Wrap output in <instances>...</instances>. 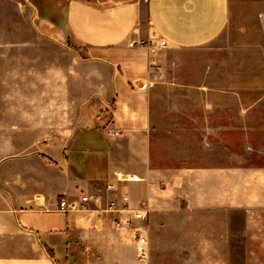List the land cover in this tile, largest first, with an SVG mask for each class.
Masks as SVG:
<instances>
[{"label": "crops", "instance_id": "obj_1", "mask_svg": "<svg viewBox=\"0 0 264 264\" xmlns=\"http://www.w3.org/2000/svg\"><path fill=\"white\" fill-rule=\"evenodd\" d=\"M27 1L41 26L75 43L95 72L81 78L71 135L44 150L50 180L21 175V185L0 193V264H264V150H256L263 160L251 163L248 140L235 151L219 136L254 131L245 96L218 91L213 62L194 78L192 93L164 92L188 86L169 76L150 83L154 34L168 48H203L228 28L237 2ZM241 13L264 29V0H241ZM176 96L195 106L173 107ZM185 133L204 134L196 141L201 155L174 160L169 135ZM81 195L100 197L103 208L114 199L121 207L124 196L132 208L150 205L147 262L137 258L132 230L114 226L128 213L100 211V203L58 210L62 197ZM124 245L135 253L130 260Z\"/></svg>", "mask_w": 264, "mask_h": 264}, {"label": "rangeland", "instance_id": "obj_2", "mask_svg": "<svg viewBox=\"0 0 264 264\" xmlns=\"http://www.w3.org/2000/svg\"><path fill=\"white\" fill-rule=\"evenodd\" d=\"M234 1L237 10L231 23L208 46L159 49L158 61L164 68V78L158 84L169 76L188 86L173 85L164 92L192 93L194 78L203 77L213 62L218 91L241 92L254 124L251 125L254 131L249 134L219 136L231 140L235 151H241L248 140L255 151L251 153V163H257L263 159L256 150H264V29H258L256 21L244 20L241 0ZM150 42L157 47L162 43L155 34ZM83 54L75 43L62 41L43 28L27 0H0V193L21 185V175L36 173L47 180L52 177L53 165L44 150L55 140L64 141L71 135L83 103L81 78L95 72L83 60ZM169 103L190 109L195 106L194 100L177 96ZM169 136L174 160L179 154L192 159L201 155L196 141L203 139L204 134ZM179 136L185 140H178ZM133 255L134 251L124 245L122 256L130 260Z\"/></svg>", "mask_w": 264, "mask_h": 264}, {"label": "built area", "instance_id": "obj_3", "mask_svg": "<svg viewBox=\"0 0 264 264\" xmlns=\"http://www.w3.org/2000/svg\"><path fill=\"white\" fill-rule=\"evenodd\" d=\"M147 46L149 47L152 55L150 60V83L155 84L162 81L164 78V72L157 59V55L159 49L165 46L161 43V45L157 47L151 42L147 43ZM127 179L131 180L133 177H129ZM113 188V185H108L109 190H112ZM122 200L123 205L121 207H118L117 201L114 199L108 201L106 203V207L103 208L101 207L100 197L81 195L79 198L74 200H67L65 197H62L58 204V210L64 213L78 212L82 210H88L92 203H100V206H98V210L100 211L117 214L128 213L129 216L126 218H115L114 226L116 229L127 228L132 230L137 258L140 262H147L149 259L150 244L147 229L143 223L149 218L151 214V208L148 203H143L138 208H132L127 196H124Z\"/></svg>", "mask_w": 264, "mask_h": 264}, {"label": "bare ground", "instance_id": "obj_4", "mask_svg": "<svg viewBox=\"0 0 264 264\" xmlns=\"http://www.w3.org/2000/svg\"><path fill=\"white\" fill-rule=\"evenodd\" d=\"M134 179V178H133Z\"/></svg>", "mask_w": 264, "mask_h": 264}]
</instances>
